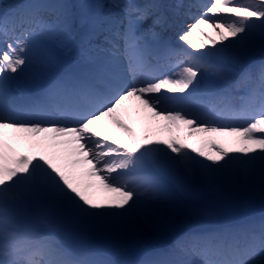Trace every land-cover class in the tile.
<instances>
[{
    "label": "snow or ice",
    "instance_id": "snow-or-ice-1",
    "mask_svg": "<svg viewBox=\"0 0 264 264\" xmlns=\"http://www.w3.org/2000/svg\"><path fill=\"white\" fill-rule=\"evenodd\" d=\"M49 7L57 10L54 21L45 17ZM88 7L79 28L66 4L0 9V264H109L53 239L40 227L47 218L70 232L126 230L135 239L161 228L177 202L174 186L207 185L228 199L241 189L264 192V62H213L230 55L238 65L239 56L264 55V0H96ZM180 9L193 21L180 41L195 48L190 38L207 35L206 26L219 42L209 37L213 47L196 53L173 47L163 33ZM58 52L74 55L75 71L62 70ZM27 75L39 95L17 99L10 82ZM231 77L244 95L220 87ZM131 100L155 118L187 126L190 136L233 137L243 146L210 140L209 154L175 137L145 135L142 142L119 115ZM106 121L129 143L105 132ZM12 140L57 152H17ZM96 190L114 195L101 199ZM137 264H264V223L191 234L164 258Z\"/></svg>",
    "mask_w": 264,
    "mask_h": 264
},
{
    "label": "rangeland",
    "instance_id": "rangeland-1",
    "mask_svg": "<svg viewBox=\"0 0 264 264\" xmlns=\"http://www.w3.org/2000/svg\"><path fill=\"white\" fill-rule=\"evenodd\" d=\"M174 192L177 202L167 210L161 228L155 232L147 230L135 239L126 235V230L93 234L70 232L53 218H47L48 223H41L40 227L54 236L53 239L86 250L98 261L137 264L164 258L168 254L165 250L173 249L191 234L246 226L258 228L264 223V192L258 186L254 190L241 189L232 199L207 185L200 189L174 186ZM179 206H184L182 211ZM184 258L188 259L187 256Z\"/></svg>",
    "mask_w": 264,
    "mask_h": 264
},
{
    "label": "bare ground",
    "instance_id": "bare-ground-1",
    "mask_svg": "<svg viewBox=\"0 0 264 264\" xmlns=\"http://www.w3.org/2000/svg\"><path fill=\"white\" fill-rule=\"evenodd\" d=\"M25 0H0V9L4 8L8 5H20ZM44 5H59L58 2L51 3V0H43ZM63 2L71 5L72 7L76 8V11H78L81 15V17H86L91 13V9L88 7V5L96 2V0H63ZM101 2L107 4L108 0H101ZM138 2H143V0H138ZM168 3H176L177 0H166ZM203 3L207 4L210 2V0H183L184 4H194V3ZM185 9H180V15L176 18V24H175V33H182L184 30H186V26L188 24L193 23L192 20L186 19L183 15ZM192 12L199 15L200 11L202 9H195L193 8L191 10ZM80 22V21H79ZM204 32L207 33V35L202 34L201 32H196L192 35L191 44L195 45L196 47L193 48L191 45L187 44L186 42L180 41L181 47L187 49L191 53H196L197 51H204L207 48H212L213 45L211 44L209 37L212 39H215L219 42L220 37L217 35L215 31H213L210 28L204 27ZM178 38V35H176ZM201 45H204V48H201ZM239 64L237 65L235 61L232 60L230 55H224L221 57H216L213 59V62L216 63L218 66L227 68L229 66H234L238 68H254L259 63L264 62V55L257 52L255 56L252 58V60H249L243 56L238 57ZM31 76V75H28ZM33 79V78H32ZM238 77H231L230 83H222L220 84L221 88H228L231 89L234 92V96L239 97L244 95V87L243 85L237 89L235 87V83ZM236 101V103H238ZM120 118L124 120L125 123L129 125V127L132 129L133 133L137 137V139L142 141L143 136L147 135L152 140H160V139H171V138H178L181 142L190 145L191 147L195 148H202L206 153L214 154V149L211 148L208 144V141L214 140L215 143L218 146H222L224 148H233V147H242L243 144L236 140V138L233 137H223L215 135L212 137V135L205 134V133H195L194 135H189V129L187 126L183 124H179L178 122L176 124H170L168 121H164L159 118L153 117L152 113L146 109L143 108L142 105L139 104L138 101L131 100L127 102L125 107L121 109ZM169 126L171 130L169 131V128L166 127ZM103 127L105 132H107L112 138L117 139L118 141L122 143H129L128 136L126 133L122 132L120 129L116 128L115 125H113L110 121L103 122ZM19 143H23V141H17ZM143 142V141H142ZM44 145H50L51 142H43ZM190 150V149H189ZM31 154L34 152L36 155L39 154H45L48 156H52L53 153L57 152L56 149L52 147H45L42 146L40 148H37L35 150H30ZM96 194L101 199L106 196H111L114 194L104 192L103 190H96ZM184 206H179V210L182 211ZM167 211L164 213L166 215ZM188 259H191L187 256Z\"/></svg>",
    "mask_w": 264,
    "mask_h": 264
}]
</instances>
